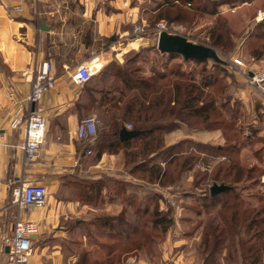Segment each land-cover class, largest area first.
Wrapping results in <instances>:
<instances>
[{
    "label": "rangeland",
    "instance_id": "374dc122",
    "mask_svg": "<svg viewBox=\"0 0 264 264\" xmlns=\"http://www.w3.org/2000/svg\"><path fill=\"white\" fill-rule=\"evenodd\" d=\"M129 2L142 9L143 19L132 22L133 28L141 24L145 27V32L132 33L127 35L126 39H120V34L115 32L113 39L99 40L102 48L100 51L107 50L113 43L119 48L112 52V59L105 65L125 66L131 59L135 61V65L143 67L144 74H149L151 69H169L176 62H180L181 69L190 73L196 80L203 78L208 81L213 76L215 80L207 89L214 94L218 104L229 99L225 112L227 124L204 132L182 127L169 133V138L176 142L185 136H191L211 146H225L227 150L222 156L214 151H207L208 154L196 153L208 161L207 177L201 171V161H197L199 165L195 163L191 168L183 170V167L176 165L181 159L174 160L171 165L157 162V168H161V171L155 169L150 173L148 169L152 163L147 166L148 169L142 166L139 170L131 171L130 164L133 161L125 164L121 158L116 164L104 166L102 172L93 177V180L103 178V182L108 178L116 179L122 181L121 184L118 186L107 180L102 188L99 187L97 196L90 189L87 190L88 196L84 195L86 189L78 186V182L73 179H66L64 185L71 192V196L74 194L88 206L82 208L77 205V208L59 223L61 227L51 229L44 239L36 242L37 248L34 251H37L38 256L35 255L30 264H203L207 259L208 264H241V246L234 244L233 249L229 251L225 247L229 246L231 237L235 240L236 236L247 237L251 234L252 240L247 243V249L253 253L252 257L256 262L264 264V252L261 249L258 250L259 254L255 251L260 239L254 241L256 239L253 235L255 232L264 235V222L257 224L256 221H251L253 212L257 209H262L264 216V82L259 83L258 87L251 84L249 79V74L264 70V39H246L248 30H253L254 24L264 18V0L223 4L217 8L215 14L201 15L194 21L196 23L191 24L181 20H157L154 18L155 14L149 11L154 3L145 0ZM259 12L261 15L258 16ZM217 19L224 21L231 32L229 38H223L224 47L214 48L218 56L227 62L219 68H214L213 60L208 58L203 61L186 60L180 54L163 53L156 48L158 33L152 30L156 22L164 23L167 32L171 34L183 35L194 43L210 46L207 32ZM148 28L151 30L147 31ZM256 48L261 52L253 53ZM236 58L241 61L240 64L235 62ZM100 63L104 64V61ZM109 76L104 84L98 79H91V83L95 87L110 88L112 95H116L113 90L116 85L114 76ZM114 101L110 103L114 104ZM97 106H90L85 116H95L96 124L103 125V106ZM235 136L237 145L235 148H229ZM184 148L187 152L191 150L187 145ZM183 154L181 157L186 156ZM136 156L139 157L140 153ZM195 159L194 157L193 161ZM233 162L236 163L233 173L240 171V177L235 182L231 181L232 179L223 182L221 173ZM248 168L252 170L246 174ZM92 172L89 170L83 173L87 180H92ZM98 175L100 176L95 178ZM228 182H231L230 187L234 193H217L213 196L210 194L213 184L228 185ZM236 195L239 196L238 199L234 198ZM85 196L90 198L88 202ZM244 208L248 210L238 216V222L243 224L238 230L231 213ZM167 212V226L154 221ZM220 212L227 216L219 222L224 228L220 235L221 245L219 244L211 254L213 236L210 235L204 252L202 244L205 238V224L219 220L216 215ZM119 213L129 224L128 235L101 226L100 221L106 215L117 216ZM210 228L213 230L212 226ZM236 231L237 235L234 233ZM83 256L86 261L82 259Z\"/></svg>",
    "mask_w": 264,
    "mask_h": 264
},
{
    "label": "crops",
    "instance_id": "0c3cea01",
    "mask_svg": "<svg viewBox=\"0 0 264 264\" xmlns=\"http://www.w3.org/2000/svg\"><path fill=\"white\" fill-rule=\"evenodd\" d=\"M129 1L0 0V224L4 235L11 232L16 216L39 223L29 264L38 256L34 251L36 242L44 239L51 229L61 227L59 223L77 205L88 206L73 192L71 196L64 181L86 180L83 173L89 170L93 171V179L104 166L116 164L122 158L120 154L109 152L99 158L93 153L85 154L83 144L74 137V130L86 114L84 90L87 83L79 86L72 74L79 64L89 59L98 64L104 61L98 71L112 59V52L116 50L110 45L109 49L100 51L99 40L113 39L115 32L125 39L134 33L132 22L143 19L142 9ZM145 1L153 3V0ZM44 62L53 78V87L41 98L46 118L45 136L37 152L27 160L20 147L25 125L9 127L18 103L11 100L8 93L14 90L16 100L24 101L35 80V72ZM23 104L25 106L26 101ZM165 142L170 144L175 140H170L168 133ZM21 182L46 185L47 196L42 207H33L30 212L17 210L12 191ZM4 258L2 253L0 260Z\"/></svg>",
    "mask_w": 264,
    "mask_h": 264
},
{
    "label": "trees",
    "instance_id": "16d2710c",
    "mask_svg": "<svg viewBox=\"0 0 264 264\" xmlns=\"http://www.w3.org/2000/svg\"><path fill=\"white\" fill-rule=\"evenodd\" d=\"M236 1L246 2L248 0H153L154 6L150 12L155 14L154 18L157 20H181L183 23L191 24L192 22L196 23L194 21L198 20L197 17L204 14L213 15L221 5ZM207 33L210 40L209 45L212 48L224 47L223 38L225 36L228 38L231 36L229 27L225 26L224 21L218 19L214 21ZM247 38L256 40L264 39V18L262 21H258L254 24L253 30L252 28L248 30L246 33V39ZM143 50L147 49L143 48ZM257 52L260 53L261 50L259 52L256 48L253 53ZM186 60L203 61L204 59L189 58ZM134 63L135 61L130 59L126 62L125 66L114 65L112 67L111 64H107L98 74H95L91 78L98 79V81L104 84L107 78L110 77L109 75H113L116 83L113 90L116 95H112L109 91L110 88L103 89L102 86L95 87L91 83V80L87 82L84 90L86 96L84 101L85 113L89 110L90 106L94 108L95 104L103 106L104 124L97 125L96 135L93 138L81 141L84 153H93L95 158H99L104 152L120 154L125 164H130V162L133 161V163L130 164L131 171L135 169L139 170L142 166L148 169L147 166L149 167L152 163L148 169L149 172L155 169H158V172H160L161 168H157V162L171 165L176 159H181L176 165L183 167V170L185 168L189 169L197 163V161H201L202 170H200L204 173L205 177H207L206 171L209 170L208 161L205 157H200L196 153L208 154L207 151H214L218 155H221L226 152L227 147L219 145L211 146L191 136H185L176 142L167 144L165 142V136L182 127L204 132L215 130L219 126L227 124V115H225V112L228 109L229 99H225L218 104V100H215L214 94L207 89L215 80L214 77L212 76L211 80L208 81L203 78L196 80L190 73L181 69L180 62H176L169 69H166V67L161 70L156 68L151 69L149 74H144L143 67L135 65ZM226 63L225 60H223V62H215L213 60L212 65L214 68H219ZM111 101H114V104L110 103ZM98 106L97 108H99ZM128 125H130L129 128ZM123 127L137 130L139 133L133 138L121 140L119 132ZM186 145L191 148L188 152L184 150V146ZM235 145H237L236 136L234 141L229 144V148H235ZM138 153H140V158L136 156ZM182 153L186 156L181 157ZM187 153H189L188 156ZM194 157L196 161H193ZM198 158L201 159L199 160ZM228 165L221 173V177L224 180L223 182L228 181V179H232L231 181L235 182L240 177L241 172L236 170L233 173V170L236 168V163L233 162L231 165ZM251 170L252 169L248 168L246 174L250 173ZM217 174L219 173H215V175ZM107 180L113 181V183H116L118 186L122 182L110 178ZM107 180H104V182ZM104 182L103 178L97 180L86 179L78 182V186L82 187L84 190L86 189L84 195L88 196L87 190L90 189V191L93 190L95 192L94 194L97 196L100 190L99 187L102 188ZM230 183L228 184L229 188L227 190L218 194L228 195L229 193H234L233 189L230 187ZM87 198L88 197L85 196L86 201L90 199ZM234 198L238 199L239 196L236 195ZM247 210L248 208H244L234 210L233 213H231L232 219L235 220L234 224L237 223L235 228L238 230L243 225L242 222H238V216H242ZM167 214L168 212L166 214L162 213V216L155 218L154 221L157 224H163L162 226L164 227L167 226L165 224ZM216 216L219 217V220L215 219L209 221L204 227L205 238L202 244V251L206 252L205 247L211 235L213 236V249L212 252H210L211 254L215 252V248H217L219 244L221 245L222 242L220 235L224 228L221 227L219 222L227 218V216L221 212ZM235 217L237 219H235ZM251 221H256L257 224L264 222L262 209H257L253 212ZM100 223H102L101 226L103 227L112 228L118 232L122 231L128 235L127 230H129V224L124 221L121 213L117 214V216L106 215ZM213 223H215L214 226ZM231 223H233V221H231ZM211 226L213 230L215 229L214 231L211 230ZM234 233L235 235L238 234L237 231ZM255 233L253 234L256 239L254 241L260 239L255 248V251L259 254V249L264 252V235L257 234L258 232ZM251 236L252 234L247 237L239 236L237 238L236 236L235 240L231 237L229 246L225 247L229 251V249H233L234 244L241 246V264H259L255 261V258L252 257L253 253L251 254L247 249V243L252 240ZM228 253L231 254L230 252ZM207 255L208 253L206 256ZM85 258L86 257L83 256L82 259L86 261ZM228 258H230V256ZM203 264H208V259Z\"/></svg>",
    "mask_w": 264,
    "mask_h": 264
},
{
    "label": "built area",
    "instance_id": "2783aa9c",
    "mask_svg": "<svg viewBox=\"0 0 264 264\" xmlns=\"http://www.w3.org/2000/svg\"><path fill=\"white\" fill-rule=\"evenodd\" d=\"M259 15H261L260 12L258 13ZM148 30L151 29L148 28ZM152 30L158 34L161 31H167L162 22H157ZM133 31L134 33L145 32V27L137 24L134 26ZM111 48L119 49L114 43ZM235 60L236 63H241L239 59L236 58ZM98 70V62H93L92 59H89L76 67L72 77L76 84L83 86ZM249 79L251 84L260 87L259 83L264 82V70L249 74ZM52 87L53 78L48 73V64L44 62L35 72V80L24 100L26 101L25 106L23 104L24 101L16 100V92L14 90H10L8 93L9 98L18 103L9 127L15 129L22 124L25 125V137L20 147L25 152L27 160L37 152L40 144L44 141L46 118L41 98L43 93ZM129 127L130 125H128ZM96 130L95 116H87L79 122L73 135L77 140L84 141L88 138H93L96 135ZM12 195L13 203L18 211L30 212L33 207L40 208L45 204L47 187L39 182H21L20 185L13 189ZM2 234L3 227L0 224V255L2 253L5 254V258L0 260V264H29L33 240L39 234V223L34 219H24L16 216L11 232Z\"/></svg>",
    "mask_w": 264,
    "mask_h": 264
},
{
    "label": "water",
    "instance_id": "95a60500",
    "mask_svg": "<svg viewBox=\"0 0 264 264\" xmlns=\"http://www.w3.org/2000/svg\"><path fill=\"white\" fill-rule=\"evenodd\" d=\"M156 48L163 53L166 52L180 54L184 59L209 58L214 60L215 62H223L214 48L208 45L194 43L183 35L171 34L167 31H161L158 34ZM138 133L139 131L137 130H131L123 127L119 132V137L121 140H126L133 138ZM228 188L229 186L225 184H213L210 187V194L213 196L217 193L227 190Z\"/></svg>",
    "mask_w": 264,
    "mask_h": 264
}]
</instances>
